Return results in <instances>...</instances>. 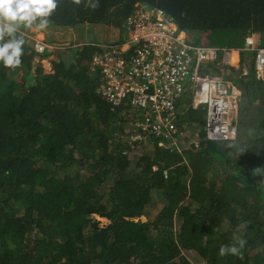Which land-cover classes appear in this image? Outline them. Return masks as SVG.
Segmentation results:
<instances>
[{"label": "trees", "instance_id": "obj_1", "mask_svg": "<svg viewBox=\"0 0 264 264\" xmlns=\"http://www.w3.org/2000/svg\"><path fill=\"white\" fill-rule=\"evenodd\" d=\"M140 3L220 48H243L257 33L264 46V0H59L46 28L74 30L79 40L53 62L55 72L45 73L42 64L51 51H37L24 33L21 64L0 65V248L7 246L0 264H193L177 252V221L182 245L206 264H264V79L256 75L257 51L241 49V66L251 57L245 74L208 62L242 90L236 139L201 132L200 146L182 152L156 138L133 140L141 114L130 103L112 110L92 60L106 45L126 41L122 29ZM102 26L123 34L101 41ZM83 34L94 43L80 44ZM190 99L184 95L176 111ZM205 115V104L190 107L178 124L193 132ZM154 210L152 220L140 219ZM240 240L238 255L218 254Z\"/></svg>", "mask_w": 264, "mask_h": 264}, {"label": "built area", "instance_id": "obj_2", "mask_svg": "<svg viewBox=\"0 0 264 264\" xmlns=\"http://www.w3.org/2000/svg\"><path fill=\"white\" fill-rule=\"evenodd\" d=\"M124 28L126 35L131 33L130 39L106 45L109 50L96 53L92 63L103 75L99 91L112 110L130 103L141 114L135 122L139 132L132 136L133 140L142 139L144 143L156 138L159 145L179 152L188 145L199 147L201 131L181 130L178 117L188 108L201 104L207 109V138L236 137L240 90L214 71L213 63L208 64L220 50L225 51L224 47L188 42V31L178 28L161 9L150 8L146 3L137 4ZM246 44L247 49L256 46L251 37ZM35 48L45 49L42 45ZM255 48L257 67L264 70V47ZM224 62L227 63L225 59ZM184 95L191 96L190 102L183 103L184 109L176 111V103ZM191 136L195 139L190 143Z\"/></svg>", "mask_w": 264, "mask_h": 264}, {"label": "clouds", "instance_id": "obj_3", "mask_svg": "<svg viewBox=\"0 0 264 264\" xmlns=\"http://www.w3.org/2000/svg\"><path fill=\"white\" fill-rule=\"evenodd\" d=\"M58 3L59 0H0V65H2L5 68H15L21 64V57L24 52L23 46L25 45V38L22 29H30L34 24L39 29L46 28L49 24V18L55 13L58 7ZM182 30H186V29H182ZM248 37L254 39L256 45L255 47H260V46L264 47L262 45L261 34L260 33L254 35L252 34L245 38L243 48L224 47L225 51L223 50L221 53H218V56L216 57L217 61L220 60V62L224 64H228L236 68H241L243 74L247 73L248 71L247 67L251 57H249L248 61L246 60L245 64L241 66V54H240L241 49L245 51H254V50L257 51V48L255 47L251 49L246 48ZM43 51H39V52H43ZM232 51H236L238 53V60L235 63H233L230 58ZM248 56L249 54H246V57ZM224 59L227 61V63L224 62ZM254 61H255L256 75L259 78L264 79V70L257 67L256 57H254ZM215 65L216 63L215 64L213 63L211 65L214 71H216V68H213L216 67ZM236 86L241 93L239 98L240 101L242 96V90L238 85ZM206 114H207V109H206ZM238 114H239V110H238ZM205 123H206V115H205ZM205 123L203 129L202 130L199 129V130L201 132H204V136L206 137ZM236 130L238 134V115L236 121ZM237 134L234 139L237 138ZM234 139H225V140H234ZM219 141H223V140H219ZM244 243L245 242L243 240H240L238 241L239 247H237L236 244L221 246L218 250V254L220 256H224L226 254L238 255L240 249L243 248Z\"/></svg>", "mask_w": 264, "mask_h": 264}, {"label": "rangeland", "instance_id": "obj_4", "mask_svg": "<svg viewBox=\"0 0 264 264\" xmlns=\"http://www.w3.org/2000/svg\"><path fill=\"white\" fill-rule=\"evenodd\" d=\"M122 30L124 32L125 28H123ZM96 32L100 35L101 41H104V42L115 41L123 34L120 32V29L111 27V26L109 27L102 26L100 28H97ZM23 33L27 35L30 43H32L34 46L39 47L40 45H42L44 46V48H47L49 51H51L52 54H50L47 58H44L42 62L44 66V72L49 73V74H52L55 72L53 62L55 60H59V56L62 53L66 55L67 53L66 50L72 47L71 43L74 42L75 40H79V35L74 30L72 31L70 29L68 31L66 30L64 31V30L53 29V28L39 29L35 26V24L30 29L24 30ZM49 36H51L54 39V42H51L50 40L47 39ZM81 37L84 38V40L80 42V44L90 42V40H87V38H89L87 34H83V36H80V38ZM130 37H131V33L128 32L125 39L129 40ZM187 38H188V42H192L195 44H208V43L213 44L208 39L204 38L202 34L195 33V32L188 31ZM90 43H94V42H90ZM37 44H40V45H37ZM248 59L249 57L247 58V61ZM9 73L11 74L13 72L11 71ZM17 75H18V72L15 71L12 77L15 78ZM198 129L202 130L203 127L199 126ZM194 139H195V136H191L188 138V142L191 143ZM155 214H156V210H154L149 216H141L140 219L142 221H146L148 219L152 220ZM94 217L100 220L101 225H105L109 223V220L105 217L100 218L101 216L99 215H94ZM151 229H154V228H151ZM175 229L178 232V235L175 239V242L177 244V252H179V254H184L193 264H206V262L200 256H198V254L195 251L186 249L182 245L181 241L179 240V232L182 231L179 221L176 222ZM5 250H7L6 245L0 248V253Z\"/></svg>", "mask_w": 264, "mask_h": 264}, {"label": "bare ground", "instance_id": "obj_5", "mask_svg": "<svg viewBox=\"0 0 264 264\" xmlns=\"http://www.w3.org/2000/svg\"><path fill=\"white\" fill-rule=\"evenodd\" d=\"M238 58V55H237V53L236 52H234V51H232V53H231V55H230V58H231V61L233 62V63H235L236 62V59ZM100 218H104V217H100Z\"/></svg>", "mask_w": 264, "mask_h": 264}, {"label": "crops", "instance_id": "obj_6", "mask_svg": "<svg viewBox=\"0 0 264 264\" xmlns=\"http://www.w3.org/2000/svg\"><path fill=\"white\" fill-rule=\"evenodd\" d=\"M237 58V57H236ZM238 58L236 59V62H237Z\"/></svg>", "mask_w": 264, "mask_h": 264}]
</instances>
